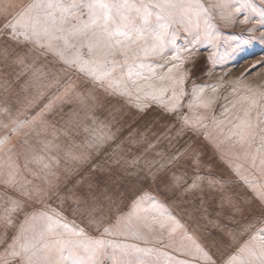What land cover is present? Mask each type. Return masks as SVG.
<instances>
[{"label":"snow or ice","instance_id":"1","mask_svg":"<svg viewBox=\"0 0 264 264\" xmlns=\"http://www.w3.org/2000/svg\"><path fill=\"white\" fill-rule=\"evenodd\" d=\"M233 4L238 6L232 7ZM246 7L256 10L253 0H217L209 6H205L202 0H32L16 11L15 0H0V17L5 19L0 28V39L32 45L27 53L18 52L13 56V62L21 65L24 71L34 69L35 58L52 55L68 68L83 74L85 83L90 80L106 93L126 98L140 110L151 107L149 102L155 101L165 111L175 113L181 109L184 97L189 95L185 90L187 73L178 70L184 63V53L191 49L172 47L179 27L185 31L203 28L204 34L211 36L217 28L211 8L219 9L220 18L230 25L235 23L233 15ZM249 19L246 15L240 23L247 24ZM254 30L248 29L249 32ZM250 39L264 40V36ZM9 51L8 47L0 49V56L7 59ZM168 52L171 55H167ZM32 53H35L33 62L28 63ZM209 59L216 62L213 57ZM37 73L43 75L40 69H35L33 75ZM57 84L58 78L49 82L47 87ZM239 85L240 81H236L231 88V101L225 97L227 102L219 116L213 109L220 98L217 93L222 85H193L187 104L191 115L180 117L182 128L204 129L207 136L211 127L217 133V138L213 139L217 148L227 141L233 149H238L233 155L264 176V91L244 85L245 94H240ZM207 88H211L212 95H205ZM73 95L81 100L84 97L77 85L66 84L60 95L30 118L21 117L26 116L35 99L28 100L15 113L6 100L0 101V129L7 130L0 135V152L10 140L8 133L19 134L26 128L36 131L37 122L44 131L48 127L54 129L55 126L44 119L45 113L53 110L54 100L70 104ZM89 96L96 99L90 90ZM113 138L114 134L110 132L97 134L94 131L88 147L102 146ZM183 155L179 152L166 163L173 164ZM34 159L42 162L44 157ZM74 159L87 160L89 157ZM192 160L199 166L194 149ZM44 167L49 165L44 164ZM163 167L165 164H161ZM17 168L9 155L5 171L4 161L0 158V183L15 188L29 199L33 195L44 197L50 194L39 189L29 191L20 185ZM234 170L264 205V180L250 179L240 164L235 165ZM173 179L176 188L187 183L183 176H174ZM205 180L209 187L222 193V207L226 205L233 212L241 211L239 201L225 190V182L219 179L196 176L187 187H183V192L203 191ZM0 199H4V194H0ZM5 204L7 206L0 207V229H3L0 231V245L7 240L13 215L24 209V202L11 196L6 197ZM38 218L47 221L41 230L36 228ZM253 227L248 224L245 230ZM104 235L123 239L91 238L83 228L62 223L53 215L25 213L18 231L0 251V264H105L106 261L107 264H215L207 249L185 225L156 203L146 207L143 198L135 201L132 210L119 216L114 225L105 227ZM129 240L151 246H141V243ZM165 249L181 252L187 259H177ZM224 264H264V227L258 228Z\"/></svg>","mask_w":264,"mask_h":264},{"label":"rangeland","instance_id":"2","mask_svg":"<svg viewBox=\"0 0 264 264\" xmlns=\"http://www.w3.org/2000/svg\"><path fill=\"white\" fill-rule=\"evenodd\" d=\"M202 2L209 6L217 0ZM253 4L255 11H251L249 7L242 9L240 13L233 15L235 23L230 25L220 18L219 9L211 8L214 23L217 25L211 36L205 35L203 28L185 31L183 27L178 26L176 43L172 47L191 49L190 52L184 53V63L178 70L179 73H187L185 90L189 93L184 97L178 112H167L155 101L149 102L151 107L140 110L134 103L127 102L126 98L110 95L98 86L99 95L91 102V106L105 104L104 99H112L133 105L134 109L139 111L134 118V127L131 128L133 132L128 134L131 136L126 146L121 145L115 151L111 150L102 155L100 160L98 155L91 154L88 163L92 164V159L95 158V161H100L101 168L87 172L90 178L87 177L85 185L75 187L79 192L78 196H70L67 193L66 197L61 199L63 202L53 204L56 206L54 208L38 211L24 208L22 212L15 213L17 218L13 219V225L8 228L7 240L4 245H0V251L18 231L25 213L53 215L62 223L83 228L91 238L123 239L105 236L104 229L114 225L119 216L129 213L133 203L141 198L144 199L146 207L156 203L160 209L185 225L188 232L194 234L207 249L215 264H224L258 228L264 227V220L261 219L264 217V205L236 174L234 166L242 165V170H246L249 178L257 182L264 180V176L252 169L249 163L233 155L238 149H233L227 141L217 148L213 143L217 133L211 127L206 136L204 129L196 130L187 126L182 128L180 119L183 115H191L187 104L191 99L193 85H222L217 93L220 98L213 109L217 116L221 114L223 105L233 99L231 88L236 81H240V94H245L244 85L264 91V40L250 39L264 36V0H253ZM237 6L238 4L232 5ZM246 15L250 17L249 22L241 24L240 21ZM249 28L255 30L249 32ZM167 55H171V52ZM209 57H213L216 62ZM212 94L211 88L205 90L206 96ZM9 135L13 144V137L19 134ZM21 135L16 143H21L26 152L30 148L31 138L29 134ZM11 143L6 145L7 151L11 148ZM193 149L198 155L199 166L193 163ZM55 152L59 153L60 150L55 148ZM179 152L184 153L179 160L173 164L166 163ZM5 157L7 166L9 155L6 154ZM117 160L119 163H115ZM133 161L135 163H132ZM161 164H165V167L161 168ZM174 176H183L187 183L181 188H176ZM196 176L224 181L225 190L239 201L241 211L237 213L226 205L222 207V193L209 187L207 180L202 184L203 191L195 189L184 193L183 187H187ZM0 194H4L6 200L7 195L4 192ZM5 200L0 202V207L7 206ZM46 223L44 218H38L37 230L43 229ZM248 224L254 227L245 230ZM128 242L151 246L139 241ZM165 250L170 251L177 259H187L181 252Z\"/></svg>","mask_w":264,"mask_h":264},{"label":"crops","instance_id":"3","mask_svg":"<svg viewBox=\"0 0 264 264\" xmlns=\"http://www.w3.org/2000/svg\"><path fill=\"white\" fill-rule=\"evenodd\" d=\"M31 2L32 0H15L17 5L15 10L19 11ZM4 23L5 19L0 17V28ZM4 47H8L10 51L7 59L0 56V101L6 100L12 106L13 113L17 109H21L28 100L35 99L36 101L32 107L28 108L26 116L21 118L35 116L50 100L63 92L66 84H75L78 90L84 93L82 100L73 95L70 104L64 103L62 100L53 101V110L45 113L44 119L49 125H54V129L48 127L44 131L43 126L37 122L36 131L26 128L21 130L19 135L13 137V144L9 140L11 152L7 151L6 146L5 150L0 152L5 171H7L5 156L6 154L12 156V162L18 166L16 169L17 180L20 185L29 191L39 189L42 193L50 194L44 197L33 195L29 199L21 195L20 191L6 187L3 183H0V193L4 192L7 196L23 201L25 209L38 211L54 208L56 206L53 204L63 202L61 199L66 197L67 193L74 197L79 195L77 186L85 185L87 177L90 178V174L87 172L101 168V163L98 160L102 155L111 150L115 151L121 145L126 146L131 136L128 134L133 132L131 128L134 127L132 126L135 122L134 118L139 114V111L135 110L133 105L129 106L119 100L112 99L109 101L104 99L105 104L91 106L93 99L89 96V90L91 96L97 98L100 89L98 86H94L90 80L85 83L86 77L83 74L68 68L52 55H41L35 58L34 69L24 71L21 65L13 62V56L18 52L27 53L32 45L17 44L11 40L0 39V49ZM34 56L35 53L30 54L27 62L32 63ZM35 69H40L43 75L39 73L33 75ZM57 78L59 84L47 87L49 82ZM41 93H43L42 96ZM93 117L95 120L92 119ZM5 119L7 118L5 117ZM102 125L104 127H101ZM94 131L97 134L110 132L114 134V138L106 141L102 146L89 148L88 144L93 141ZM6 132L7 130L0 129L1 135ZM37 132L40 134L37 135ZM24 133H28L31 138L30 148L26 152H24L25 148L21 147V143H16ZM55 148L60 152L54 153ZM91 154L98 155V160L95 161L93 158L92 164L88 163ZM36 156H43L44 160L37 162L34 159ZM82 156H88L89 159H74V157ZM53 157L55 159H52ZM44 164H48L49 167H44ZM4 200L5 197L0 202H4ZM14 218H17L16 215H13Z\"/></svg>","mask_w":264,"mask_h":264}]
</instances>
